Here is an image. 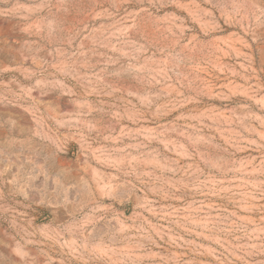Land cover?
<instances>
[{"label": "rangeland", "instance_id": "374dc122", "mask_svg": "<svg viewBox=\"0 0 264 264\" xmlns=\"http://www.w3.org/2000/svg\"><path fill=\"white\" fill-rule=\"evenodd\" d=\"M0 264H264V0H0Z\"/></svg>", "mask_w": 264, "mask_h": 264}]
</instances>
